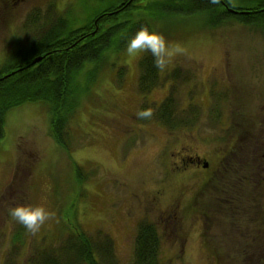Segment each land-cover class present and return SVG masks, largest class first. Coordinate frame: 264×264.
Returning a JSON list of instances; mask_svg holds the SVG:
<instances>
[{"label":"rangeland","instance_id":"374dc122","mask_svg":"<svg viewBox=\"0 0 264 264\" xmlns=\"http://www.w3.org/2000/svg\"><path fill=\"white\" fill-rule=\"evenodd\" d=\"M86 6L0 0V62L32 32L34 17L40 25L50 11H66L74 23L86 19ZM185 19L170 20L165 40L181 51L157 68L147 94L138 90L142 52L129 56L124 49L112 57L93 85L81 77L70 155L51 135L47 105L27 102L7 113L0 138V264H28L35 248L58 246L70 231L71 199L80 229L98 255L105 252V264H133L138 224L146 219L158 225L162 264H249L243 258L255 223L264 225V163L256 166L264 159V34L229 20L209 27L196 15ZM167 98L174 128L153 117ZM144 108L153 116L138 117ZM75 163L84 176L78 182ZM245 173H255L252 184ZM18 204L43 205L54 216L29 231L8 215Z\"/></svg>","mask_w":264,"mask_h":264},{"label":"trees","instance_id":"16d2710c","mask_svg":"<svg viewBox=\"0 0 264 264\" xmlns=\"http://www.w3.org/2000/svg\"><path fill=\"white\" fill-rule=\"evenodd\" d=\"M90 1L80 0L84 7L87 5L84 11L88 12L82 21L76 18L72 23L66 11L60 14L50 11L40 25L34 17L32 32L0 62V138L11 109L27 102H40L49 109L53 139L70 155V122L79 107L82 91L79 80L85 76L89 85H93L98 77L96 72L102 66L112 65L111 58L126 49L127 40L141 26L164 36L173 31L170 20L196 15L209 27L223 25L229 20L254 25L264 34V0H93L92 7L87 8ZM36 57L42 58L33 62ZM138 66V90L145 95L154 87L158 67L147 51L142 52ZM153 117L169 128L176 127V114L168 98ZM75 166L78 182L84 177L83 170L77 163ZM77 194L79 192L74 199ZM76 202L71 199L66 206V217L69 216L66 228L70 230L67 237L61 238L58 246L48 244L35 248L28 264H105V252V258L103 253L98 255L100 248L84 229H80ZM74 216L75 223L70 220ZM160 249L158 225L147 219L141 221L135 238L133 264H162Z\"/></svg>","mask_w":264,"mask_h":264},{"label":"clouds","instance_id":"9594fccd","mask_svg":"<svg viewBox=\"0 0 264 264\" xmlns=\"http://www.w3.org/2000/svg\"><path fill=\"white\" fill-rule=\"evenodd\" d=\"M125 50L129 56H135L139 52H149L158 68L165 66L167 57H171L174 52L181 51L178 46H173L166 42L162 33L145 26H141L127 40ZM137 116L140 118L150 117L151 110H141L137 112ZM8 215L13 221L23 225L27 230L36 231L54 216V212L43 205L18 204L8 209Z\"/></svg>","mask_w":264,"mask_h":264},{"label":"flooded vegetation","instance_id":"af4514ba","mask_svg":"<svg viewBox=\"0 0 264 264\" xmlns=\"http://www.w3.org/2000/svg\"><path fill=\"white\" fill-rule=\"evenodd\" d=\"M220 159L222 160V159H225V157H220ZM223 161V160H222ZM205 163H207V167H209L208 165V162H205ZM264 163V159H263V162L261 161V159H258V161H257V164L258 165H256L255 163H254V165H256V166H260V165H262ZM205 165V164H204ZM252 165H253V163H252ZM227 166V168H226V170L228 169V167H229V165H226ZM260 168V167H259ZM257 169H258V167H257ZM255 173H249V175L247 176L246 175V173H245V178L246 179H248V180H250V184H252V180H253V175H254ZM256 186V184H254V187ZM263 193V192H262ZM260 194V193H259ZM256 208V210H257V207H255ZM226 211H227V209H226ZM258 211V210H257ZM226 213H224V215H225ZM253 217H256V213H253V215H252ZM255 225H257L258 227H256V226H254V227H256L257 228V233H256V235L254 236V238H253V245H252V243H251V246L249 245L248 247H250V250L249 251H247V254H246V256L243 258V260H246L247 262L249 261V264H257V263H259V261L261 262V263H263L264 264V225L262 226V223H260L259 225L257 224V223H255ZM243 228H244V226H243ZM255 232H256V230H255ZM244 254V255H245ZM222 255H225L226 257H228L229 255L226 253V251L222 254ZM234 254H232L231 256H233ZM223 257V256H222ZM244 264V263H243Z\"/></svg>","mask_w":264,"mask_h":264},{"label":"water","instance_id":"95a60500","mask_svg":"<svg viewBox=\"0 0 264 264\" xmlns=\"http://www.w3.org/2000/svg\"><path fill=\"white\" fill-rule=\"evenodd\" d=\"M41 58H42V57H36V58L33 60V62H38ZM204 166L207 167V163H205Z\"/></svg>","mask_w":264,"mask_h":264}]
</instances>
